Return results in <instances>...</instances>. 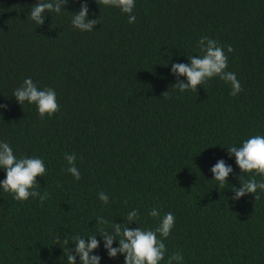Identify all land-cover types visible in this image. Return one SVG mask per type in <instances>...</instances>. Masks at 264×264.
Instances as JSON below:
<instances>
[{"label":"trees","instance_id":"16d2710c","mask_svg":"<svg viewBox=\"0 0 264 264\" xmlns=\"http://www.w3.org/2000/svg\"><path fill=\"white\" fill-rule=\"evenodd\" d=\"M0 264H264V0H0Z\"/></svg>","mask_w":264,"mask_h":264}]
</instances>
